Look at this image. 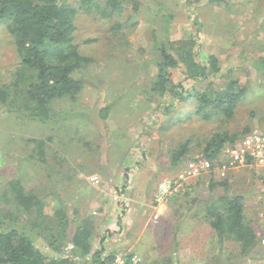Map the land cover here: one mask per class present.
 <instances>
[{
    "label": "rangeland",
    "instance_id": "374dc122",
    "mask_svg": "<svg viewBox=\"0 0 264 264\" xmlns=\"http://www.w3.org/2000/svg\"><path fill=\"white\" fill-rule=\"evenodd\" d=\"M69 1L77 9L74 42L91 62L81 74L77 73L82 80L75 74L82 82L75 99H54L51 118L45 122L9 111L0 104V196L11 180L18 179L43 196L46 213L51 214L63 205L70 220L79 222L90 217L96 225L100 222L98 218H104L86 203L93 194L82 184L85 177L74 178L78 170L84 173L83 162H73L98 155L92 142L93 138L97 139L94 133L99 132L101 142L108 144L106 154L110 167L123 170L122 160H130L128 168L137 169L133 182L137 186L136 196L143 202L150 199L160 178L175 176L183 170L187 159L177 166H172L169 159L171 147L178 142L191 137L194 157L199 155L196 140H203L213 129L241 133L245 128L251 130L264 122V36L247 33L245 20L238 25L242 33L236 34L238 41L232 43V49H221V56L217 57L222 71L215 78V87L225 85L226 75L244 85L234 117L219 123L197 117L193 113L195 102L192 99L160 97L149 91L159 59L157 45L161 41L194 40L196 61L202 62L207 56L201 54L194 3L190 0H140V11L133 14L130 1H124L121 12L105 17L96 7L105 0H87L83 7L80 0ZM116 22L120 26L112 30ZM242 41L245 42L240 44ZM17 61L9 35L0 29V85L11 79ZM183 69L184 66L171 69L176 83L185 79ZM196 85L201 90L206 84ZM34 138L44 141L45 164L41 162L38 148L30 141ZM136 165H141L143 171ZM98 179L97 175L88 178L91 183H97ZM229 179L228 192L242 197L245 214L255 219L257 233L264 217L261 180L248 169L230 172ZM204 181V177L190 178L189 199L182 203L178 202L179 196H173L169 198L167 214H160L157 219H153L151 213L150 218L146 216V226L134 248L136 253H127L140 257V264H261L258 244L248 252H241L234 242H219L203 218L205 201L212 197ZM198 187L203 190L193 202ZM120 189L118 185L112 192L116 202ZM0 206L5 210L14 209L11 200L6 203L2 198ZM72 208L77 211L76 219L71 217ZM73 220L69 222L68 234L73 230ZM136 228L139 227L134 226L132 232ZM46 232L34 234L33 239L35 245L48 254L51 250ZM54 235L55 243L60 245L58 231L57 234L54 231ZM79 263L86 264L84 259Z\"/></svg>",
    "mask_w": 264,
    "mask_h": 264
},
{
    "label": "trees",
    "instance_id": "16d2710c",
    "mask_svg": "<svg viewBox=\"0 0 264 264\" xmlns=\"http://www.w3.org/2000/svg\"><path fill=\"white\" fill-rule=\"evenodd\" d=\"M124 1H130L133 14L139 13L140 0H105L103 5L96 4V7L102 16L112 17L123 10ZM197 1L190 0L191 3ZM79 2L81 7L88 3L87 0ZM76 13V5L69 0H0V29L9 35L18 57L11 79L0 85V104L9 111L45 122L51 118L50 107L54 99H75L82 87L80 72L91 62L74 42ZM119 26L116 22L111 29L117 30ZM157 46L159 59L149 86L151 93L182 101L192 99L195 102L193 113L203 121L226 123L234 117L244 85L226 75L225 85L215 87V78L222 71L215 55L206 56L202 62L196 61L194 40L167 39ZM182 66L185 79L176 83L171 69ZM189 80L191 84L185 83ZM199 82L206 84L201 90L196 85ZM249 131L250 127L241 133L213 129L203 140L193 142L199 149V155L194 157L200 156L214 163L226 145ZM30 141L38 148L41 162L45 164L44 141L37 138ZM191 143L189 137L171 147L172 166L194 158ZM205 178V187L212 197L204 203L203 218L220 243L234 242L241 252H248L257 244L255 219L246 216L242 197L228 192L229 175L221 180ZM1 193L0 199L6 203L11 200L14 209L5 210L0 206V264H79V260L87 255L91 256L90 264H109L114 258V254L101 257V249L93 250L95 226L90 217L79 222L70 220L63 205L51 214L46 213L43 196L18 179L11 180L9 187ZM70 212L76 219V209L72 208ZM72 220L74 227L68 234ZM54 231L56 234L58 231L60 245L55 243ZM41 232L49 235L51 251L48 254L34 243L33 235Z\"/></svg>",
    "mask_w": 264,
    "mask_h": 264
},
{
    "label": "crops",
    "instance_id": "0c3cea01",
    "mask_svg": "<svg viewBox=\"0 0 264 264\" xmlns=\"http://www.w3.org/2000/svg\"><path fill=\"white\" fill-rule=\"evenodd\" d=\"M194 5L197 26L196 33L199 34L198 41L202 49L201 54L218 57L221 56L219 54L221 49H232V43H235V40H237L235 38L236 34L242 33L238 25L243 20L247 22V33H251V35L257 33L262 34V37L264 36V28H260L264 27V0H199L194 2ZM229 27L230 29H228ZM243 42L245 41L240 42V44ZM224 43L227 44L224 45ZM101 125L103 126L102 123ZM93 137H97V139L93 138L92 142H94L93 145L97 149L98 155L95 158L89 156L73 161L83 162L82 171L84 173L79 172L77 169L78 171L74 178H78L81 175H83V178L85 177L82 184H86V188H89L88 192L90 194L92 192L93 194L86 201L88 207L98 210L97 214L104 218H98L100 222L94 225L92 248L93 250L101 249V257H105L108 254H130L127 251L136 253L134 248L139 244L141 234L143 233L142 230L145 228L148 218H150L149 214L151 213V216H153L154 213H157L159 216L168 212L170 199L164 203L154 205L152 196L158 184L157 182L170 176L160 178L153 187L150 199L148 201L143 200L142 202L136 196L138 194L137 186H134L133 182L135 175L138 174L137 169H129L127 162H130V160L127 159V161L122 160L125 170L114 166L110 167L106 154L108 144L101 142L102 137L99 132L94 133ZM93 145L90 148H93ZM145 154L148 153L146 152ZM137 167L140 172L143 171L141 165ZM80 169H82L81 166ZM92 175H97L99 178L97 183H91L88 180ZM123 176L125 180L122 178ZM118 185L121 186V192L118 193L119 201L116 202L112 198V192L116 190ZM123 185L125 186L123 187ZM200 190H203V187H198L197 194L193 195L195 196L193 202L196 201L197 196L201 192ZM131 194L134 195L131 196ZM190 197V193L186 192L178 197L180 199L178 202L184 203ZM121 208L122 211L120 210ZM112 214H115V217ZM116 214H118V217ZM146 216H148L147 219L145 218ZM136 225L139 228H136L132 232ZM102 231H105L103 235H101ZM194 251L196 252L197 248ZM192 256L197 255L192 254ZM90 260V255L84 258L86 264H90Z\"/></svg>",
    "mask_w": 264,
    "mask_h": 264
},
{
    "label": "built area",
    "instance_id": "2783aa9c",
    "mask_svg": "<svg viewBox=\"0 0 264 264\" xmlns=\"http://www.w3.org/2000/svg\"><path fill=\"white\" fill-rule=\"evenodd\" d=\"M248 169L253 172L254 177L261 180L262 199L264 203V122L252 128L248 133L234 143L226 145L213 162L200 156L187 159L183 170L175 176L160 180L153 193V203L158 205L166 202L173 196L186 193L190 189V178L207 177V179L221 180L230 172ZM207 181V180H206ZM158 217L157 213L152 216ZM257 231V244L260 253L259 262L264 264V217ZM140 257L137 255L116 254L109 264H139Z\"/></svg>",
    "mask_w": 264,
    "mask_h": 264
}]
</instances>
